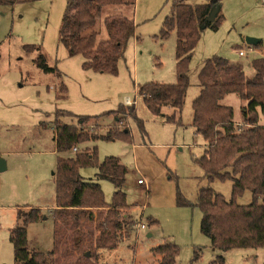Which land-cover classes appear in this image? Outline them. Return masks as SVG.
Instances as JSON below:
<instances>
[{"label": "rangeland", "instance_id": "rangeland-1", "mask_svg": "<svg viewBox=\"0 0 264 264\" xmlns=\"http://www.w3.org/2000/svg\"><path fill=\"white\" fill-rule=\"evenodd\" d=\"M67 1L30 0L0 6V157L6 162V171L0 174V264H14L10 233L17 225L18 210L39 209L47 217L45 221L27 224L28 249L38 252L52 249L49 210L55 207L53 173L57 159L66 157L55 151L56 111L77 117H98L88 128L96 127L95 133L104 135L116 126L110 113L125 106L127 98L135 99L132 106L143 123L144 133L130 121L126 126L130 142L87 141L78 150L95 149L97 164L106 157L119 159L126 170L123 190L134 227L141 221L146 230L134 228L135 232L124 236L114 250L101 251L92 261L154 264L157 257L151 249L173 243L179 249L175 264H208L216 253L200 233L201 214L195 207L197 193L208 186L230 200L231 182L217 179L208 182L194 161L204 150L202 138L191 125V104L199 90L197 74L206 59L219 56L230 64L240 65L245 76L252 77L251 61L264 56V0H182L189 5L209 1L210 14H215L213 19L220 16L222 20L217 30L206 28L200 33L188 66L190 86L181 110L164 107L161 116L150 114L137 89L146 83L176 81L175 34L162 39L160 29L171 5L178 0H134V37L117 64L116 75L83 70L80 55H67L58 37ZM245 38L260 43L252 47L254 52L240 57L238 49L247 47ZM28 47L32 49L26 50ZM39 54L54 72L45 73L35 65ZM245 90L250 94V89ZM240 95L244 91L239 95L230 93L220 100V104L233 110L236 136L245 128L242 109L246 110L248 103ZM256 112L254 125L264 126V110L258 107ZM167 116L171 120H166ZM249 116L254 119L252 114ZM59 121L65 125L77 123L72 117ZM218 144L227 149V143L218 140ZM96 173L95 165L79 169L81 178L100 186L109 204L112 185L96 179ZM138 180L145 186H138ZM177 196L191 206H178ZM250 201L251 194L245 192L236 202L245 205ZM150 219L157 224L150 225ZM194 249L199 250V259L192 262ZM224 264H264V248L232 249L224 254Z\"/></svg>", "mask_w": 264, "mask_h": 264}, {"label": "trees", "instance_id": "trees-1", "mask_svg": "<svg viewBox=\"0 0 264 264\" xmlns=\"http://www.w3.org/2000/svg\"><path fill=\"white\" fill-rule=\"evenodd\" d=\"M28 1L0 0V6ZM211 8L209 1L189 5L178 0L171 5L169 15L162 22L160 37L165 39L170 33L175 34L176 81L174 84L146 83L137 89V95L152 116H161L164 107L181 110L190 86L188 66L200 33L206 28L217 30L222 20L216 16L212 22L207 21ZM133 13L134 0H68L58 32L59 42L69 57L83 58V70L116 75L117 64L134 37ZM35 65L45 73L54 72L41 54ZM250 67L253 75L248 78L240 65L213 56L203 62L197 74L199 90L191 104V125L202 138L204 150L194 161L208 182L215 179L231 182L230 200L208 186L201 187L197 193L195 207L201 214L200 233L216 253L208 264H224V254L232 249L264 248V126L254 125L257 108L264 110V56L253 59ZM243 91L244 95L240 96L248 102L246 110L242 109L245 128L236 136L233 110L220 104V100L230 93L239 95ZM55 114V151L66 157L57 159L53 173L55 207L49 210L53 246L47 252L28 249L26 226L43 220L45 214L39 209L18 210L17 225L10 233L14 264H95L92 259L97 253L114 250L134 230L135 222L123 190L126 170L119 159L106 157L97 164L95 149L79 152L78 147L96 140L130 142L126 129L130 121L143 134V123L137 118L135 108L122 105L112 111L116 126L104 135H97L96 127L88 128L98 117H77L65 111ZM62 117H72L77 123L62 124L59 121ZM171 118L167 116L166 120ZM218 140L227 143L226 150ZM73 148L76 152L71 153ZM92 165L97 167L95 178L112 185L109 204L97 183L79 175L80 168ZM245 192L251 194L250 203L238 204L237 199ZM177 205L191 206L181 196H177ZM149 223L157 224L152 219ZM151 253L157 257L154 264H175L179 249L173 243H165L151 249ZM198 259L199 250L194 249L192 262Z\"/></svg>", "mask_w": 264, "mask_h": 264}, {"label": "built area", "instance_id": "built-area-1", "mask_svg": "<svg viewBox=\"0 0 264 264\" xmlns=\"http://www.w3.org/2000/svg\"><path fill=\"white\" fill-rule=\"evenodd\" d=\"M252 52H254L252 46L247 45L246 50L239 48L237 53H238V56L243 57V56L247 55L248 53H252ZM124 105H126V106L135 105V99L130 100L129 98H127L124 102ZM72 151L76 152V148H73ZM137 185L143 187V186H145V183L142 180H138ZM134 228H136V230H144L146 228V226L143 223H141V221H139V223H137Z\"/></svg>", "mask_w": 264, "mask_h": 264}, {"label": "water", "instance_id": "water-1", "mask_svg": "<svg viewBox=\"0 0 264 264\" xmlns=\"http://www.w3.org/2000/svg\"><path fill=\"white\" fill-rule=\"evenodd\" d=\"M214 15H215L214 12H212V13L210 14L209 18H207V21H208V22H212V21H213V16H214ZM259 41H260V40H257V39H254V38H245V39H244L245 44L248 45V46H252V47H253V46H257L258 43H259ZM5 169H6L5 162H4V160H3L2 158H0V173H2L3 171H5ZM85 257L88 258V257H89V254L86 253V254H85Z\"/></svg>", "mask_w": 264, "mask_h": 264}, {"label": "crops", "instance_id": "crops-1", "mask_svg": "<svg viewBox=\"0 0 264 264\" xmlns=\"http://www.w3.org/2000/svg\"><path fill=\"white\" fill-rule=\"evenodd\" d=\"M259 43H260V41H259ZM258 43V44H259ZM139 97V96H138ZM126 106V105H125ZM71 153H73V151L71 152ZM0 158H2V157H0ZM5 162V161H4ZM120 162V161H119ZM5 165H6V162H5ZM5 171H6V169H5ZM5 171H3V172H5ZM2 172V173H3ZM1 174V173H0ZM47 219V217H45L44 219H43V221H45ZM144 230H146V228L144 229ZM135 231L133 230V233H134ZM151 236V234H147V237H150ZM36 251V250H35Z\"/></svg>", "mask_w": 264, "mask_h": 264}]
</instances>
